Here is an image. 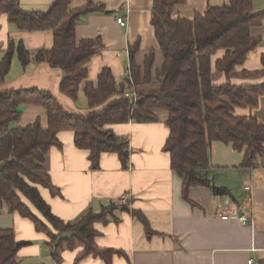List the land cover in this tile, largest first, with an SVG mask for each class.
Segmentation results:
<instances>
[{
	"label": "trees",
	"instance_id": "16d2710c",
	"mask_svg": "<svg viewBox=\"0 0 264 264\" xmlns=\"http://www.w3.org/2000/svg\"><path fill=\"white\" fill-rule=\"evenodd\" d=\"M72 1L56 0L46 13H29L21 9L20 0H0V18L7 15L8 22L24 32L51 31L54 38L51 50H39L33 56L23 42L10 41L0 61V206L6 204L10 212L29 219L38 232L45 233L51 239V255L58 262V251L66 243L68 248H83L78 260L91 255L111 264L113 255L120 252L97 246L95 225L109 224L113 211H129L127 205L114 202L97 213L89 209L78 220L65 223L52 214L41 195L40 187L53 196L59 194L43 167L51 148L62 147L59 134L73 132L76 147L90 154L94 170L101 156L110 153L117 154L125 166L130 155L129 140L117 136L114 126L129 122L150 124L159 120L158 111H165L169 136L164 151L170 153L172 169L182 181L183 199L190 202V190L199 187L210 189L215 196H231L229 190L213 186L208 179L211 146L220 142L244 152L241 168L247 170L256 169L264 161V125L255 118L235 115L237 108L259 107L264 82L234 84L240 77L264 78V63L262 70L237 71L259 47L261 40L252 36L251 29L264 22V12H254L251 0H229L223 6H210L205 15H195L193 20L173 19L175 8L186 0H154L151 20L162 65L156 66L154 51L143 66L138 65L134 49L130 54V77L118 84L110 68H105L95 86L86 81V67L104 45L100 38L78 41L76 26L81 16L101 13L104 8L91 4L73 10ZM16 55L23 67L35 60L64 71L60 91L73 101L78 100L81 85L87 82L84 94L91 113L75 114L63 109L51 92H3ZM217 76L224 77L225 82L216 84ZM152 84L158 89L151 95L138 89ZM126 92L137 94L138 100L126 98ZM23 105L42 106L47 111L48 128L44 129L39 121L21 129L11 127L21 119ZM28 202L56 233L39 214L33 213ZM132 212L147 234H153L142 212ZM68 233L71 235L64 237ZM28 245L16 240L14 230L0 229V264H21L18 253Z\"/></svg>",
	"mask_w": 264,
	"mask_h": 264
},
{
	"label": "crops",
	"instance_id": "0c3cea01",
	"mask_svg": "<svg viewBox=\"0 0 264 264\" xmlns=\"http://www.w3.org/2000/svg\"><path fill=\"white\" fill-rule=\"evenodd\" d=\"M56 0H20L26 12L46 13ZM229 0H186L175 8L173 19L193 20L195 15H205L210 6H223ZM254 2V12H264V0ZM154 0H73V10L96 5L103 12H91L77 20L78 41L100 38L104 47L87 64V82L98 84V76L110 68L114 79L122 84L131 69L130 54L136 51L135 62L143 66L145 58L154 51L156 66H161V53L152 26ZM124 17L125 27L117 19ZM252 36L261 40L259 47L249 55L247 63L238 68L254 72L263 69L264 22L251 29ZM23 42L32 56L39 50H51L53 33L24 32L8 22L7 15L0 18V61L9 42ZM220 57V56H219ZM64 71L46 63L31 61L23 67L17 55L6 75L2 91L38 89L51 92L63 109L75 114H89L88 99L84 94L87 82L81 85L77 101L60 91ZM216 84L225 82L217 76ZM264 78L235 79L234 84H259ZM143 94L151 95L158 86L138 87ZM19 122L11 127L21 129L39 121L47 129V111L39 105H23ZM159 120L150 124L129 122L114 126L117 136L129 140V159L124 166L115 153L103 154L98 169L91 168L89 153L78 149L71 131L58 136L62 147H52L43 167L50 175L51 184L59 191L53 196L48 189L40 192L55 214L65 223L78 220L91 209L94 213L114 202L123 203L129 211L116 209L107 225H95L97 246L120 252L114 254L111 264H264V161L256 169L241 168L244 152L231 145L213 142L208 179L212 185L229 190L231 196H215L205 187L192 188L190 202L183 199L182 181L171 166L170 153L164 151L168 140L167 112L158 111ZM237 117L255 118L264 125V97L255 110L237 108ZM3 164L0 163V168ZM249 188V189H246ZM33 213L34 207L28 202ZM142 212L153 234H147L132 211ZM251 219L243 224L241 216ZM0 229L14 230L18 242H29L18 253L21 264H107L91 255L82 260L79 245L59 249L60 262L52 257L51 239L38 232L34 224L6 204L0 206ZM68 233L64 237L68 238ZM63 237V238H64Z\"/></svg>",
	"mask_w": 264,
	"mask_h": 264
},
{
	"label": "built area",
	"instance_id": "2783aa9c",
	"mask_svg": "<svg viewBox=\"0 0 264 264\" xmlns=\"http://www.w3.org/2000/svg\"><path fill=\"white\" fill-rule=\"evenodd\" d=\"M118 21V24L120 25V27H125L127 25V21L124 17H120L117 19ZM131 76V69H128L127 72H126V75L125 77H130ZM125 97L126 98H130L131 100H133V102H136L138 100V95L133 93V92H126L125 93ZM246 189H249V188H246ZM240 221L244 224H250L251 222V219L247 216H241L240 217ZM247 264H254V261L253 260H249L247 262Z\"/></svg>",
	"mask_w": 264,
	"mask_h": 264
},
{
	"label": "rangeland",
	"instance_id": "374dc122",
	"mask_svg": "<svg viewBox=\"0 0 264 264\" xmlns=\"http://www.w3.org/2000/svg\"><path fill=\"white\" fill-rule=\"evenodd\" d=\"M163 60V57H162V55H161V61ZM37 214H39V213H37ZM46 224H47V226L52 230V231H55L54 229H52L51 228V226L44 220V218H43V216L41 215V214H39L38 215ZM55 233H56V231H55Z\"/></svg>",
	"mask_w": 264,
	"mask_h": 264
}]
</instances>
